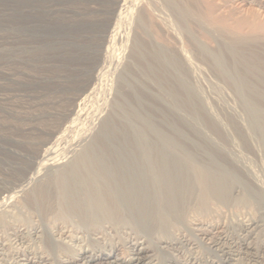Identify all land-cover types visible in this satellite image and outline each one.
<instances>
[{
    "label": "bare ground",
    "instance_id": "bare-ground-1",
    "mask_svg": "<svg viewBox=\"0 0 264 264\" xmlns=\"http://www.w3.org/2000/svg\"><path fill=\"white\" fill-rule=\"evenodd\" d=\"M26 2L29 29H39V5L45 17L52 9ZM230 4L149 0L133 14V69L117 76L114 110L56 168L0 184L1 226L33 229L15 237L33 248L0 264H264V22ZM84 10L82 30L100 23ZM84 33L73 43L93 38ZM192 60L213 80L203 83ZM0 139L2 149H26V159L38 145L2 130ZM124 228L131 234L109 239ZM198 246L211 256L205 262ZM182 249L178 261L172 251Z\"/></svg>",
    "mask_w": 264,
    "mask_h": 264
},
{
    "label": "rangeland",
    "instance_id": "rangeland-1",
    "mask_svg": "<svg viewBox=\"0 0 264 264\" xmlns=\"http://www.w3.org/2000/svg\"><path fill=\"white\" fill-rule=\"evenodd\" d=\"M79 1L43 0L42 5L48 6L52 11L47 12L45 17V11L39 5L36 15L41 17V26L39 29H29L28 21L31 18L22 12L29 10L33 4H28L26 0H0V130L4 135H11L18 140L38 143L31 149L34 152L29 160L26 159L29 156L26 149H19L15 154L7 148H0V184L11 182V186H18L20 179L28 176L35 168L49 171L51 167L56 168V162L62 163L72 157L70 152L79 149L78 142L93 134L104 115L114 110V101L118 99L114 91L117 76L125 71L131 74L133 68L129 47L135 23L132 18L149 0ZM223 1L231 3V8L239 6L242 17H252L264 22V6H260L257 0H201L203 4L210 5V8ZM86 8L96 10L98 19H102L97 25L89 24L85 27L89 33L87 35L93 36L92 39L83 38L85 42L81 45L74 44L72 35L80 38L81 32L85 31L82 30V21L88 18V14H84ZM55 11L71 19L63 20ZM160 34L162 41L171 47L178 45L177 39L168 31ZM10 50L18 55L14 57ZM192 61L194 66L203 70L200 78L203 83L213 80L202 64ZM136 79L138 83L144 82L140 77L136 76ZM6 107H11L16 113H10ZM222 115L223 113L220 117ZM224 210V215H229ZM36 218H32L33 223H36L34 220L39 222ZM11 224L7 222L3 226L5 228L0 224V239H4L0 240V259L4 258L7 262L33 248L31 241L28 246L23 238H15L20 233H17V228L31 232L32 227L25 224L11 229ZM128 234L131 231L125 228L117 233L108 231L112 242L121 237L124 239ZM5 242L8 244L3 245ZM117 244L121 254L128 252L124 241H118ZM204 249L198 246L193 250L201 260L211 257ZM188 252V249H182L179 252L172 251V254L181 261Z\"/></svg>",
    "mask_w": 264,
    "mask_h": 264
}]
</instances>
